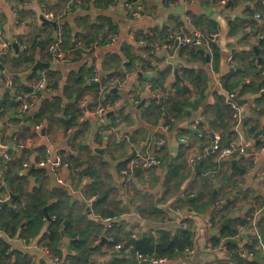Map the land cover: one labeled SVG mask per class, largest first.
<instances>
[{"label":"crops","instance_id":"crops-1","mask_svg":"<svg viewBox=\"0 0 264 264\" xmlns=\"http://www.w3.org/2000/svg\"><path fill=\"white\" fill-rule=\"evenodd\" d=\"M133 1L139 15L121 0H0V50L4 41L13 43L12 52L0 58V208L14 199L24 203L37 192L46 201L44 222L34 225V234L26 235V221L24 236L11 237L2 229L7 261L55 264L45 251L49 248L73 264H145L133 240L158 237L161 230L172 236L187 230L192 247L161 264H241L237 256L264 264L253 225L259 213L264 243V0ZM48 12L56 17L48 18ZM60 25H65V57L57 60L51 48ZM179 26L198 28L212 40L199 50L170 52L168 31ZM40 62L48 67L33 71ZM44 76L46 88L21 115L20 95ZM94 76L98 80L91 81ZM113 78L125 83L103 89ZM231 92L241 99L239 117L235 111L223 115ZM173 99L183 102L180 112L171 108ZM117 102L99 120L97 107ZM72 113L77 118L69 127ZM197 119H202L198 129ZM216 136L223 146L242 143L245 153L224 159L211 154L193 169L190 158ZM159 137L167 139L160 162L135 171L126 182L122 170L133 147L150 153ZM19 143L25 144L23 150ZM49 150L52 157H63L56 171L44 163ZM22 155L18 174L23 180L11 179L14 190L6 180L8 167ZM183 190L196 197L181 198ZM50 207L69 214L53 245ZM111 215L116 218L108 228L104 219ZM227 224L234 233L214 245L211 238ZM86 236L87 246L82 244ZM209 243L218 248L210 249ZM245 244L254 246V257L239 250Z\"/></svg>","mask_w":264,"mask_h":264},{"label":"built area","instance_id":"built-area-1","mask_svg":"<svg viewBox=\"0 0 264 264\" xmlns=\"http://www.w3.org/2000/svg\"><path fill=\"white\" fill-rule=\"evenodd\" d=\"M125 3L127 8L134 12V14L139 15V11L135 10V2L132 0H121ZM50 19H54L56 17L55 14L48 12L46 15ZM257 17H261V14H258ZM65 25H60L58 28L59 36L57 37V40L55 44L52 46L51 50L53 53V56L57 60L64 59L65 53L63 50V35H64ZM114 39V38H113ZM211 37L208 36L206 33H204L202 30L195 28L193 31H188L184 26L179 27H172L168 31L167 36V43L166 48L168 51H178L180 48H191L195 50H199L201 48L207 47L211 42ZM114 41V40H113ZM3 48L0 50V58L4 57V54L11 53L13 43L11 41H4ZM1 63V61H0ZM5 78L9 79L10 74L6 73ZM46 77L36 80L34 82H31V86L28 92L20 95L19 101L21 102V115L25 114L30 110V108L34 105V102L38 99L39 93L41 90L46 88ZM98 80L97 77H92L91 81ZM125 83L124 78H113L111 79L106 85L103 87V89H109L110 87L114 86H121ZM262 92H264V88L261 89ZM237 94L231 93L227 96V102L233 107L235 111V116L239 117V106L237 104ZM120 102L114 103V104H105V105H99L95 111L96 115L98 116L99 120L104 121L105 115L109 111H114L117 106H119ZM202 123V119H197L194 122V126L196 129L200 126ZM181 142L184 143V145L187 147L189 146V141L186 136L181 137ZM167 143V139L165 137H159L156 140L152 142L153 150L150 153H145L142 151L141 147H133L129 159V163L126 167L123 168L122 173L124 176V179L126 182H130V180L133 178V175L135 171L137 170H147L152 168L153 166L157 165L160 162L159 159V152L163 149L165 144ZM25 148V144L19 143L18 144V150H23ZM264 150V148H263ZM245 153V147L242 143H234L229 146H223L221 144V138L220 136H216L214 142L209 145L208 147H205L203 153H201L198 156H194L190 158V165L192 168H195V165L198 161H200L203 158H206L209 155H217L219 159H224L229 156H233L236 154H244ZM5 159L11 160L12 155L5 152L4 154ZM45 164L50 165V167L53 169V171H56L57 168L61 167L63 165V157L60 155H57L55 157L51 156V150H49V156L44 160ZM25 166H28L26 163ZM61 182H63V179H60ZM196 197V193L191 190H183L181 192V198L183 199H190ZM221 201H218L217 205H221ZM177 211L180 213V209H177ZM259 216V213H256L253 217V225L255 229V235L259 239V245L264 249V243L262 240V235L260 234L258 227H257V218ZM115 216L106 217L104 220L107 223L108 228H111L114 225ZM185 227H188V223H184ZM0 233H2V227L0 224ZM24 241H27L26 238L23 239ZM134 249V246H132ZM223 247L224 244H223ZM210 249H216L218 247H214L212 243H209ZM243 255H246L248 258H252L253 256V250L251 249V245L245 244L240 248ZM46 253L48 254L51 261H53L55 264H73V262L69 259H63L58 255H54L51 253L49 248H45ZM136 255L141 259L142 262H145V264H161L167 258H157L154 256H147L143 254L140 250H135ZM9 253V251H7Z\"/></svg>","mask_w":264,"mask_h":264},{"label":"trees","instance_id":"trees-1","mask_svg":"<svg viewBox=\"0 0 264 264\" xmlns=\"http://www.w3.org/2000/svg\"><path fill=\"white\" fill-rule=\"evenodd\" d=\"M261 40H262L261 43L264 46V38H262ZM68 41L69 40L66 38V43ZM1 61L2 63H4L3 60ZM22 63L23 62L19 60L17 64L20 65ZM26 67H28V65ZM14 72L16 71L14 70ZM33 73L37 74L36 72ZM92 84L93 83H91L92 88L94 90H97L95 88H97L98 86L96 84L93 85ZM186 91H187L186 89L180 90L179 94H185ZM14 105H18V103L14 102ZM182 106H184V104L180 99L172 100V105H171L172 109L180 112ZM230 111L233 116L234 109L230 104H228L226 106V110L223 115H227V114L230 115ZM4 112H6V110H4ZM178 112L175 114L179 115ZM76 118L77 116L74 113H72L69 121L66 122L68 123L69 127L73 125V122ZM25 155L24 156L22 155V159H19L18 161H14V164L9 165L10 167H8L9 173L7 175L8 179L6 180H8L9 185L12 188H14V190L16 189L15 184H13V181L11 179L15 180L18 178L20 180H23V178H21L18 174V169L21 167L22 162L25 160L26 158ZM39 195L41 194L37 192L34 195L33 194L30 195L28 198H24V203L22 202V200L14 199L11 205L9 206L5 205L0 208V224L2 229L7 234H9V236L11 237L24 236L25 234H23V232L25 228H23L22 226L24 221H26L28 225L26 229H28L27 232L29 233L26 235H31L35 233L33 229L34 225L43 224L44 222L43 219L45 217L44 207L46 206V201ZM62 208H65V206H63ZM49 210L50 212L48 214L47 219H52L50 237L52 238V245H53L57 242V240H59V236H61L60 228H62V226L64 225L66 216L69 217V214L65 215L64 213L52 207H50ZM36 230L38 231V229ZM233 233L234 230L231 228L230 224H227L222 228V232L220 236L211 238V241L214 245H220L222 241L227 240V237L232 235ZM192 241H193V235L187 230L179 231L175 236H172V234L169 231L161 230L159 232L158 237H154V236L143 237L140 239L133 240L132 243L135 250H140L143 254L147 256H154L157 258H169L179 252L186 250L188 247H192ZM88 242H90V237L86 236L82 244H86L87 246ZM253 244H257V241H253ZM227 245L231 248H236L237 246L233 242H228ZM8 247H9L8 242L2 236H0V264H10L9 263L10 261H7L9 257L6 255V251ZM252 248H254V246ZM81 257L83 258V253L81 254L80 258ZM241 259L242 258L238 256L236 257V260H239L241 264H258L256 263V261L253 262V261L245 260L244 262L243 261L244 259L242 260Z\"/></svg>","mask_w":264,"mask_h":264},{"label":"water","instance_id":"water-1","mask_svg":"<svg viewBox=\"0 0 264 264\" xmlns=\"http://www.w3.org/2000/svg\"><path fill=\"white\" fill-rule=\"evenodd\" d=\"M52 23H54L55 24V26H57V23L56 22H52ZM48 67V65L47 64H44V63H42V62H40V63H37L35 66H34V68H33V71H38V70H40V69H42V68H47ZM0 68L1 69H4V66L2 65V63H0ZM118 89H113L112 91H117ZM6 91H10V89H7ZM237 101L239 100V101H241V99H236ZM232 163H234L235 165H237V161L236 160H233L232 161ZM197 168H198V166H197ZM1 182V181H0ZM12 197L13 198H15L16 197V195H14L13 193H12ZM230 240H232V239H228V241H230Z\"/></svg>","mask_w":264,"mask_h":264},{"label":"clouds","instance_id":"clouds-1","mask_svg":"<svg viewBox=\"0 0 264 264\" xmlns=\"http://www.w3.org/2000/svg\"><path fill=\"white\" fill-rule=\"evenodd\" d=\"M2 63V62H1Z\"/></svg>","mask_w":264,"mask_h":264}]
</instances>
